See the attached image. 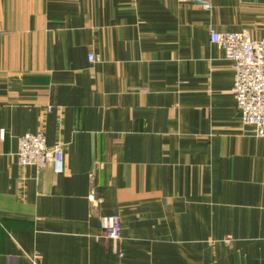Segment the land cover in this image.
Returning a JSON list of instances; mask_svg holds the SVG:
<instances>
[{
  "label": "crops",
  "instance_id": "obj_1",
  "mask_svg": "<svg viewBox=\"0 0 264 264\" xmlns=\"http://www.w3.org/2000/svg\"><path fill=\"white\" fill-rule=\"evenodd\" d=\"M211 27L263 36L264 0H0V264H264V137ZM39 130L62 173L18 163Z\"/></svg>",
  "mask_w": 264,
  "mask_h": 264
},
{
  "label": "built area",
  "instance_id": "obj_2",
  "mask_svg": "<svg viewBox=\"0 0 264 264\" xmlns=\"http://www.w3.org/2000/svg\"><path fill=\"white\" fill-rule=\"evenodd\" d=\"M209 8L208 3H202ZM209 39L223 53L233 73L231 93L240 115L245 134L264 137V35L252 36L248 30L230 32L211 27ZM93 56L89 55V60ZM15 155L21 166L43 168L52 164L54 173H62L65 155L62 145L49 146L43 131L25 133L18 137ZM102 236L117 243L121 234V221L117 214L100 217ZM31 264H40L35 258Z\"/></svg>",
  "mask_w": 264,
  "mask_h": 264
}]
</instances>
